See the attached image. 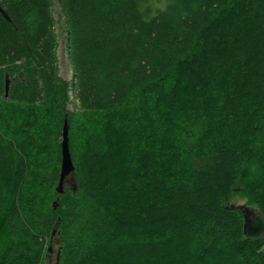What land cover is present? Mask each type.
Wrapping results in <instances>:
<instances>
[{
    "label": "trees",
    "instance_id": "trees-1",
    "mask_svg": "<svg viewBox=\"0 0 264 264\" xmlns=\"http://www.w3.org/2000/svg\"><path fill=\"white\" fill-rule=\"evenodd\" d=\"M57 2L70 81L52 0H0V264H264V0Z\"/></svg>",
    "mask_w": 264,
    "mask_h": 264
},
{
    "label": "water",
    "instance_id": "water-1",
    "mask_svg": "<svg viewBox=\"0 0 264 264\" xmlns=\"http://www.w3.org/2000/svg\"><path fill=\"white\" fill-rule=\"evenodd\" d=\"M0 13L9 20L6 12L0 6ZM9 89V81H6V92ZM68 126L67 121H65L62 131V141H61V169H60V180L57 187L58 194L65 193V185L72 184L75 180V167L73 164L70 147H69V138H68ZM59 206L58 202L53 203L54 209H57ZM227 209L237 210L243 216V235L246 239L251 241H258L264 238V216L263 214L250 206L247 205H235L229 204ZM56 232H53L51 243L48 248L50 253L52 250V244ZM60 252L57 253V263L59 262Z\"/></svg>",
    "mask_w": 264,
    "mask_h": 264
},
{
    "label": "rangeland",
    "instance_id": "rangeland-1",
    "mask_svg": "<svg viewBox=\"0 0 264 264\" xmlns=\"http://www.w3.org/2000/svg\"><path fill=\"white\" fill-rule=\"evenodd\" d=\"M53 3V12L54 18L56 21V33L58 35V61H59V69L60 75L63 79L70 81L72 77L71 66L68 59V52H67V41H66V31L64 26V18L61 14V10L57 0H52ZM72 109V106H69ZM245 200L240 196H235L231 200V204L235 205H246ZM256 209V208H255ZM49 248V246H48ZM47 248V252L44 257L43 264H56L57 261V252L59 248V241L58 239H54L52 244V250L49 253Z\"/></svg>",
    "mask_w": 264,
    "mask_h": 264
}]
</instances>
